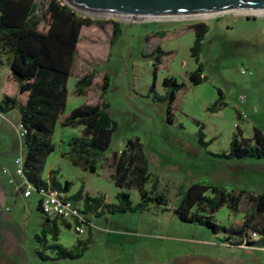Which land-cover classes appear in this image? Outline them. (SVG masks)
Wrapping results in <instances>:
<instances>
[{
  "label": "rangeland",
  "instance_id": "rangeland-1",
  "mask_svg": "<svg viewBox=\"0 0 264 264\" xmlns=\"http://www.w3.org/2000/svg\"><path fill=\"white\" fill-rule=\"evenodd\" d=\"M76 13L116 22L122 33L110 45L111 24L81 31L74 73L67 81L66 110L96 103L106 73L110 86L105 100L118 128L103 157L122 150L128 140H138L151 179L157 181L155 193L165 196L169 211L150 203L144 211L104 213L97 218L90 215L91 241L81 258L40 260L35 252L42 246L34 236L40 234L43 218L36 210L38 195H26L20 172L19 160L24 155L20 115L17 109L0 113V264H180L187 257H207L221 264H264V247L251 231L250 241L254 243L249 246L238 238L214 235L204 227L182 223L172 214L180 192L194 183L228 192L264 193V159L225 160L209 154L228 153L237 134V110L245 116L239 123L242 137L250 138L253 128L264 133V16L224 13L198 20L128 21ZM198 23L206 24L208 32L201 42L197 64L191 57L195 33L189 26ZM160 32L163 37L157 35ZM157 47L170 53L158 66L157 94L165 95V78L184 85L172 105L171 124L166 120V103L153 102L149 93L153 70L150 55ZM198 65L205 81L195 86L188 77ZM91 70H95L93 85L84 97L76 96L77 79ZM9 74L7 65L0 66V99L3 92L10 91ZM218 91L226 105L218 112H208L219 99ZM200 126L204 141L212 142L207 149L198 141ZM80 131V127H56L51 139L55 151L46 157L41 177L47 180L49 171L55 170L58 182L73 183L70 194L83 185L90 196H102L107 203L115 204L117 189L106 164L90 174L60 157L68 152L67 141L79 136ZM150 187L148 183L145 190L149 192ZM123 191L130 194L133 205L140 202L137 190ZM249 211L250 203L243 199L236 213L223 207L214 217L220 226L238 228ZM87 238V227L81 233L72 227H60L58 243L71 250L76 240ZM44 254L53 257L48 250Z\"/></svg>",
  "mask_w": 264,
  "mask_h": 264
},
{
  "label": "trees",
  "instance_id": "trees-1",
  "mask_svg": "<svg viewBox=\"0 0 264 264\" xmlns=\"http://www.w3.org/2000/svg\"><path fill=\"white\" fill-rule=\"evenodd\" d=\"M45 3V4H44ZM43 4V5H42ZM41 5L43 7H41ZM41 7V9H40ZM112 25L110 45L120 37V24L113 21L93 20L79 16L66 6L62 0H0V66L7 65L10 71L7 89L0 99V113L17 109L20 115V126L23 130L21 173L25 181L33 188H51L64 195L68 194L73 183L56 180L57 171L48 173V179H42L43 164L55 151L51 139L57 126L60 128H81L80 135L67 141L68 152L61 155L72 166L83 172L96 174L104 163L110 169V180L117 189L116 203H107L105 198L92 197L84 191V186L66 199L74 203H82L79 211L87 224V239L76 240L73 249H66L58 243L60 227L69 230L72 226L65 220L49 219L43 216L38 199L36 210L43 218L40 234L35 235V241L42 246L36 250L37 257L42 261L76 260L88 249L90 238V220L92 215L97 218L107 214H125L148 209L150 203L164 206L167 202L164 195L155 193L157 181H152L148 172V164L138 140L125 142L124 148L103 157L110 148L112 138L117 131V123L108 113V103L105 95L109 90L110 79L105 73L102 76L98 101L94 104H83L67 112V81L74 73L77 46L81 31L84 28H102ZM189 29L195 33L191 47V57L198 64V54L201 42L208 32L204 23L193 24ZM163 37V33H158ZM160 47L150 55L153 59L152 83L149 88L151 99L155 103H166L167 122L172 123V105L177 93L184 87L173 78L162 81L166 89L164 96H159L155 90L157 70L161 58L169 56ZM201 66L190 73L188 79L192 85H200L205 81ZM95 70L79 77L75 83V95L84 97L93 85ZM219 99L207 109L208 112H218L225 103L218 91ZM237 134L233 135L229 151L226 154L210 155L225 159H264V133L253 128L250 138L242 137L239 127L241 115L236 112ZM198 141L201 147L207 149L212 142L204 141L202 126L198 129ZM151 183L150 191L145 186ZM135 189L140 202L133 205L130 194L123 190ZM250 203V211L244 215L243 224L238 228L224 227L216 223L214 215L225 207L232 213L238 211L241 201ZM172 214L182 223L194 224L209 230L212 234H225L228 238L235 237L244 244L251 246L249 231L258 237L264 247V193L253 194L246 191H226L223 188L194 183L183 189L179 194L177 206ZM49 238V241L47 240ZM50 251L53 257L44 254Z\"/></svg>",
  "mask_w": 264,
  "mask_h": 264
},
{
  "label": "water",
  "instance_id": "water-1",
  "mask_svg": "<svg viewBox=\"0 0 264 264\" xmlns=\"http://www.w3.org/2000/svg\"><path fill=\"white\" fill-rule=\"evenodd\" d=\"M83 15L143 18L197 16L264 10V0H62ZM264 16V15H263ZM180 264H221L207 257H187Z\"/></svg>",
  "mask_w": 264,
  "mask_h": 264
},
{
  "label": "built area",
  "instance_id": "built-area-1",
  "mask_svg": "<svg viewBox=\"0 0 264 264\" xmlns=\"http://www.w3.org/2000/svg\"><path fill=\"white\" fill-rule=\"evenodd\" d=\"M22 135L23 130L21 128L19 136L22 137ZM19 163L21 172L22 158H20ZM25 183L27 186V196L30 193H35L38 195V199L40 201V209L43 216L49 219L58 218L61 220H65L71 224L73 230H76L80 233L83 231L84 227H87L84 216L70 201L65 198V195L63 193L58 190H53L49 187L37 190L29 185L26 181Z\"/></svg>",
  "mask_w": 264,
  "mask_h": 264
},
{
  "label": "bare ground",
  "instance_id": "bare-ground-1",
  "mask_svg": "<svg viewBox=\"0 0 264 264\" xmlns=\"http://www.w3.org/2000/svg\"><path fill=\"white\" fill-rule=\"evenodd\" d=\"M243 14H258L257 16H263L264 15V10L260 11H249V12H242ZM219 15L218 13L214 14H205V15H197V16H174V17H155V18H143L145 19H176V20H198V19H204L212 16H217ZM101 17V16H100ZM102 17H107V18H116L118 20H129L131 19L130 17H120V16H102ZM132 20V19H131Z\"/></svg>",
  "mask_w": 264,
  "mask_h": 264
},
{
  "label": "crops",
  "instance_id": "crops-1",
  "mask_svg": "<svg viewBox=\"0 0 264 264\" xmlns=\"http://www.w3.org/2000/svg\"><path fill=\"white\" fill-rule=\"evenodd\" d=\"M239 113H240V115L242 116L241 117V121L240 122H242L243 120H244V118H245V116H244V114L242 113V112H240L239 110H237ZM236 125V124H235ZM72 189V188H71ZM71 191V190H70ZM86 192V191H85ZM117 192V191H116ZM74 194V193H73ZM70 195H72V194H70V192L68 193V194H66L65 195V198H67L68 196H70ZM68 201H70V200H68ZM79 211H81L82 210V203L81 202H79V203H74V202H72V201H70ZM79 204L81 205V208H79ZM88 219H89V217H88ZM90 220V219H89Z\"/></svg>",
  "mask_w": 264,
  "mask_h": 264
}]
</instances>
